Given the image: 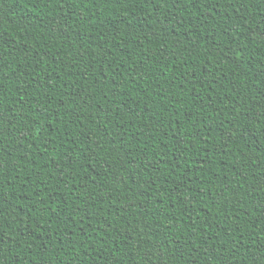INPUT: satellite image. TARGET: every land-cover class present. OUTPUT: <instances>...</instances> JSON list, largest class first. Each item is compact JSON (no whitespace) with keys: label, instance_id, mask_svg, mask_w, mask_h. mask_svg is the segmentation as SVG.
Masks as SVG:
<instances>
[{"label":"trees","instance_id":"obj_1","mask_svg":"<svg viewBox=\"0 0 264 264\" xmlns=\"http://www.w3.org/2000/svg\"><path fill=\"white\" fill-rule=\"evenodd\" d=\"M264 0H0V264H264Z\"/></svg>","mask_w":264,"mask_h":264},{"label":"snow or ice","instance_id":"obj_2","mask_svg":"<svg viewBox=\"0 0 264 264\" xmlns=\"http://www.w3.org/2000/svg\"><path fill=\"white\" fill-rule=\"evenodd\" d=\"M262 255H264V254H262Z\"/></svg>","mask_w":264,"mask_h":264}]
</instances>
